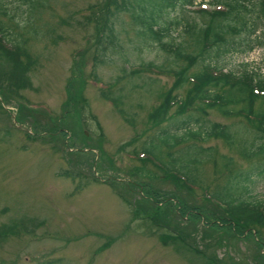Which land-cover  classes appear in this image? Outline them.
Returning a JSON list of instances; mask_svg holds the SVG:
<instances>
[{
    "label": "rangeland",
    "instance_id": "374dc122",
    "mask_svg": "<svg viewBox=\"0 0 264 264\" xmlns=\"http://www.w3.org/2000/svg\"><path fill=\"white\" fill-rule=\"evenodd\" d=\"M103 1L29 0L25 4L23 0H0V20L26 42L35 61L28 74L30 86L20 91L19 100L0 97V224L15 222L17 226V232L0 240V264H212L206 254L224 264H264L263 228L225 226L205 237L211 225L187 219L171 205L176 203L171 198H177L197 206L187 190L165 179L150 159L139 161L146 158L139 154L141 148L159 129L171 131L176 140L184 131L173 129L178 119L174 114L160 128L147 121L161 94L170 88L172 77L162 71L129 78L121 71L147 63L160 70H178L183 64H171L166 48L136 36L138 27L128 14H120L114 26L116 51L104 58H108L106 64L93 67L96 28L91 12ZM209 1L192 0V7L179 1L175 9L164 13L165 20H178L180 25L171 26L162 42L168 46L184 38L180 9L191 17L190 11L201 4L211 8ZM260 30L258 26L254 39L262 36ZM239 38L243 35L232 37ZM208 63L237 75L246 71L264 78V45L244 53H220ZM200 70L196 63L189 73ZM186 88L177 95L181 97ZM72 89L80 90L78 98L67 106ZM107 90L119 96L118 107L101 98V91ZM18 104L39 112H23L26 120L16 122ZM189 113L204 125L249 131L244 120L224 118L213 110L206 116ZM237 138L243 141L241 135ZM188 144L185 140L167 151L160 147L161 164L166 161L164 153H176ZM197 145L208 149L211 158L195 165L196 195L200 189L222 186L226 160L229 173L234 174L246 173L258 161L264 163V155L243 159L238 149L218 139ZM63 172L80 176L70 179ZM243 187L248 189L242 193L246 199L264 206V174L251 175ZM205 206L214 210L209 203ZM156 221H164L173 232L156 226ZM185 242L198 249L206 247L207 253L200 255Z\"/></svg>",
    "mask_w": 264,
    "mask_h": 264
},
{
    "label": "trees",
    "instance_id": "16d2710c",
    "mask_svg": "<svg viewBox=\"0 0 264 264\" xmlns=\"http://www.w3.org/2000/svg\"><path fill=\"white\" fill-rule=\"evenodd\" d=\"M23 1L25 4L29 2V0ZM179 1L182 5L192 7V0H104L96 5L95 11L91 12L93 18L95 17L96 28L92 66L106 64L108 58H104L116 51L117 35L114 26L120 14H128L132 24L138 27L135 31L136 36L144 41L157 44L161 49L166 48L167 60L171 64L182 63L183 66L179 65L178 70H160V67L147 63L127 69L128 72L121 71L124 72L123 76L129 78L146 72L161 73L162 71L172 77L173 82L170 88L161 94L158 105L147 115V121L152 127H161L170 120V114H174L178 119H175L173 129L184 131L183 137L176 140L174 133H170L171 131L159 129L155 138H149L141 148L139 154L146 158L139 161L150 162V159L165 179L171 180L179 187L178 189L187 190L192 200L198 204L197 206H189L177 198H171L176 200V203L170 201L171 205L179 208L180 211L177 210L179 213H176L181 216L191 220L197 219L205 223L204 225H211L204 233L205 237L206 233H208L207 236L213 235L211 232L217 231L216 228H225V226L229 229L231 227L242 229L243 225H254L264 229V206L242 195L243 192L248 191L246 187H243V181H249L251 175L264 174V163L259 165L260 161H258L253 163L246 173L234 174L229 173L226 165L229 160H226V163H223L222 176H227L222 186L211 190L200 189L201 194L197 195L193 187L198 186L194 182L198 175L195 165L198 166L202 162L207 163L211 158L208 154L209 150L202 149L197 144L201 145L208 139H218L226 147L234 146L239 150L240 157L246 160L264 155V78H260L255 73L250 75L246 71L237 75L231 70L224 71L222 67L208 63L209 59L219 56L220 53H244L254 46L264 45V0H210L208 6L211 8L193 9L190 11L193 13L191 17L184 15L180 9L184 22V38H181L177 44L170 42L171 44L167 46L162 42V38L168 37L171 26H178L180 22L178 20L167 21L163 15L168 10L175 9L174 5ZM2 9L0 2V13ZM159 21L165 23V26L161 27L158 24ZM258 26L262 28V31L260 30L262 36L254 39ZM240 34L243 35L242 39H232ZM171 40L168 39V42ZM196 63L201 65V70L189 73ZM34 66L35 61L26 50V42L8 24L0 20V97L3 101L19 100L20 91L30 86L28 74ZM184 86L187 88L179 97L177 93ZM79 91V89H72L67 106H73L69 102L78 98ZM108 92L109 90L106 93L101 91V98L114 107H118L119 96L108 94ZM212 110L224 118L235 117L244 120L248 127L246 129L249 131L230 130L228 126L215 123L204 125L206 122L200 121L193 114H187L189 111H197V114L206 116L208 111ZM118 111L120 115L123 114L122 110L118 109ZM23 112L39 111L18 104L15 113L16 122L26 120ZM82 134L85 136L83 132ZM238 135H241L243 141L237 138ZM185 140L190 144L179 148L176 153H164L166 161L161 164L157 156L160 147L167 151ZM61 175L70 179L80 176L78 173L67 172ZM142 188L148 187L142 185ZM177 197L181 198L178 195ZM153 199L158 201L156 195ZM205 203L211 204L214 210L207 208ZM201 208L208 210V213L206 214ZM141 215V218H148L144 214ZM163 222L154 223L156 226L173 232ZM15 232H17L15 222L0 224V240ZM227 233H231L232 236L235 234L231 231ZM175 235L178 237L177 232ZM175 235H169V237L176 238ZM193 243L196 242L193 241ZM193 243L188 245L185 242L184 244L200 255L204 256V252L207 253L206 247L198 249L193 246ZM206 258L212 264H224L216 260L212 254H206Z\"/></svg>",
    "mask_w": 264,
    "mask_h": 264
}]
</instances>
